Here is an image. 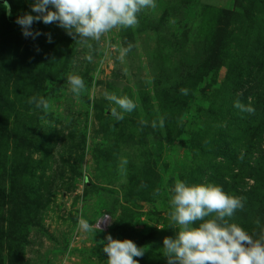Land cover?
<instances>
[{
	"label": "rangeland",
	"instance_id": "rangeland-1",
	"mask_svg": "<svg viewBox=\"0 0 264 264\" xmlns=\"http://www.w3.org/2000/svg\"><path fill=\"white\" fill-rule=\"evenodd\" d=\"M155 2L92 48L43 22L51 43L25 38L0 10V264H107L108 234L144 247L139 264H167L176 179L244 197L231 222L264 230V0ZM106 94L135 110L116 120ZM104 216L103 231L78 228Z\"/></svg>",
	"mask_w": 264,
	"mask_h": 264
},
{
	"label": "clouds",
	"instance_id": "clouds-1",
	"mask_svg": "<svg viewBox=\"0 0 264 264\" xmlns=\"http://www.w3.org/2000/svg\"><path fill=\"white\" fill-rule=\"evenodd\" d=\"M3 8L11 16V5L4 0ZM31 13L17 17L25 38L36 39L44 34L49 43L50 33L33 31V24H56L75 42L86 44L100 41L113 29H127L138 26V15L145 9H155V0H32ZM132 45L122 52L126 54ZM39 50V49H37ZM90 60L91 57H88ZM67 82L74 94L85 90V82L78 75H69ZM121 111L112 109L116 120L123 119L124 112L135 110L136 104L127 96L106 94ZM29 103L47 109L43 99L32 97ZM143 123V122H142ZM161 121V126H162ZM155 127V124H153ZM159 190H157V193ZM170 192L169 220L175 227V236L163 238V255L167 264H264V230L258 238L250 235L238 224L231 222L237 210H243L245 198L226 193L216 184H189L176 179ZM111 217L104 216L93 226L83 218L78 228L88 232L103 231L101 223L110 226ZM259 224V221H257ZM107 264H139L145 254L144 247L130 239H114L108 234L98 241Z\"/></svg>",
	"mask_w": 264,
	"mask_h": 264
},
{
	"label": "water",
	"instance_id": "water-1",
	"mask_svg": "<svg viewBox=\"0 0 264 264\" xmlns=\"http://www.w3.org/2000/svg\"><path fill=\"white\" fill-rule=\"evenodd\" d=\"M9 3V2H8ZM4 0H0V10L4 13L7 21L11 24L12 27L15 25V18L17 17V14L13 11V8L11 6V16H9L6 11L3 8ZM10 4V3H9ZM11 5V4H10Z\"/></svg>",
	"mask_w": 264,
	"mask_h": 264
},
{
	"label": "trees",
	"instance_id": "trees-1",
	"mask_svg": "<svg viewBox=\"0 0 264 264\" xmlns=\"http://www.w3.org/2000/svg\"><path fill=\"white\" fill-rule=\"evenodd\" d=\"M9 2V1H8ZM10 3V2H9ZM11 4V3H10ZM12 6V5H11Z\"/></svg>",
	"mask_w": 264,
	"mask_h": 264
}]
</instances>
